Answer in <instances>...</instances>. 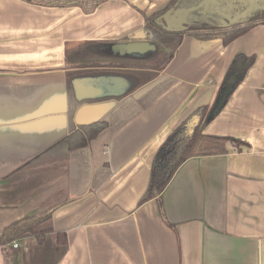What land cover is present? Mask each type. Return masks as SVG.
Listing matches in <instances>:
<instances>
[{"label": "crops", "instance_id": "1", "mask_svg": "<svg viewBox=\"0 0 264 264\" xmlns=\"http://www.w3.org/2000/svg\"><path fill=\"white\" fill-rule=\"evenodd\" d=\"M170 1L0 0V234L51 211L0 264H264V24L226 46L186 34L158 65L121 52ZM183 12L165 17L176 30ZM237 54L255 63L202 134L244 145L186 160L141 203L159 148L198 125ZM75 83L96 93L80 100ZM93 123L70 151L67 134Z\"/></svg>", "mask_w": 264, "mask_h": 264}, {"label": "trees", "instance_id": "2", "mask_svg": "<svg viewBox=\"0 0 264 264\" xmlns=\"http://www.w3.org/2000/svg\"><path fill=\"white\" fill-rule=\"evenodd\" d=\"M26 1L30 2L35 0ZM104 1L106 0H72L69 2H67V0H50L49 2L50 5H76L82 7L85 11H92L97 5ZM203 2L204 0H171L164 9L153 13L149 17H145L142 36H130L122 39L119 43L147 42L154 46H172L175 51L183 36L191 34L203 40L218 37L222 40L223 45L226 46L247 33L254 26L264 24V10H258L250 13L244 21L231 22L227 27L218 23L216 19L213 20L210 18L196 22L191 26V30L188 32L168 29L163 19L167 13H174L180 10L189 11L190 9L196 11L204 10ZM255 59L253 55H235L227 69L223 83L212 106L209 108L203 107L197 111L196 115L199 118L198 125L191 133H189L184 126H180L167 137L155 156L151 168L149 186L141 203L160 196L174 173L186 160L194 157L224 154L226 152L227 143L244 145L242 142L231 137L203 135L202 129L218 115L212 117L211 112L221 97L222 91L226 86V81L231 76L235 77L236 82L232 87L233 92L242 83L248 71L254 65ZM103 129V123H93L75 128L69 132L65 138L68 149L72 151L88 146L90 141ZM50 216L51 211H47L13 222L0 234V246L7 245L24 236L36 235L39 227L46 223L50 219Z\"/></svg>", "mask_w": 264, "mask_h": 264}, {"label": "flooded vegetation", "instance_id": "3", "mask_svg": "<svg viewBox=\"0 0 264 264\" xmlns=\"http://www.w3.org/2000/svg\"><path fill=\"white\" fill-rule=\"evenodd\" d=\"M219 1L220 0H212L211 3V5H214L216 7L219 6L221 8V10L219 11L215 9L210 10L206 8L207 4L205 5L204 2H203L204 10L196 11L194 9H190L189 11L187 10H180V11H185V16L183 15V13H181L183 18L186 19L187 18L186 15L192 17V20H190L191 26H193L196 22L200 20L210 19V18H212L213 20L216 19L218 23L223 25L226 24L228 26V24L231 22L244 21L247 18V16L253 11L264 10V0H233L230 9H227L225 3H219ZM198 14L202 16L200 18H197L196 16ZM168 28L175 29L174 26L169 24H168Z\"/></svg>", "mask_w": 264, "mask_h": 264}, {"label": "water", "instance_id": "4", "mask_svg": "<svg viewBox=\"0 0 264 264\" xmlns=\"http://www.w3.org/2000/svg\"><path fill=\"white\" fill-rule=\"evenodd\" d=\"M168 14H176V12L174 13H167ZM165 15V17H166ZM163 18L165 21L166 26L168 27V22L166 20V18ZM170 29V28H168ZM172 30H176V29H172ZM176 31H180V30H176ZM155 46L151 45L147 42H140V43H128V44H121L120 45V51L123 53H143L146 51H154ZM236 80L234 76H231L227 81H226V86L222 91L221 97L218 100L216 106L214 107V109L211 112V116L215 117L224 107L226 101L228 100V98L230 97V95L232 94V87L235 84ZM75 89H76V93H77V98L78 99H85L87 97H93L94 94L96 93L95 90H84V88H82L80 86V84L75 83Z\"/></svg>", "mask_w": 264, "mask_h": 264}, {"label": "rangeland", "instance_id": "5", "mask_svg": "<svg viewBox=\"0 0 264 264\" xmlns=\"http://www.w3.org/2000/svg\"><path fill=\"white\" fill-rule=\"evenodd\" d=\"M35 1L40 2V3H45V4L49 3L50 4V2H49L50 0H35ZM69 1H72V0H67V2H69ZM232 2H233V0H220L219 1V3H225L227 9L231 8ZM204 3H205V5L207 4L206 8H208L210 10H214V9L217 11L221 10V8L219 6L216 7L214 5H211L212 0H205ZM184 12H183V15L185 14ZM201 16L202 15L198 14L196 17L200 18ZM186 17L187 18L185 19V18H183V16H181V18H182L181 20H183V22L182 23L177 22L180 25V26H177V27H180V28H178V30L187 31V32L191 30L190 20H192V17H190L189 15L188 16L186 15ZM224 26L227 27L226 24ZM168 51L169 50L166 46L155 45L154 52L150 51L147 53L151 54V59L153 60V64L158 65L161 61L164 60L165 55ZM136 63L140 64V63H142V61H136ZM236 146H239V145H236Z\"/></svg>", "mask_w": 264, "mask_h": 264}, {"label": "built area", "instance_id": "6", "mask_svg": "<svg viewBox=\"0 0 264 264\" xmlns=\"http://www.w3.org/2000/svg\"><path fill=\"white\" fill-rule=\"evenodd\" d=\"M13 247H17V245L14 243V244H13Z\"/></svg>", "mask_w": 264, "mask_h": 264}]
</instances>
